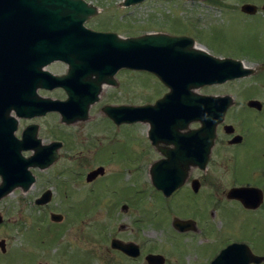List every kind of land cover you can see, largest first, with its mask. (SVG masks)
Returning <instances> with one entry per match:
<instances>
[{"label":"water","instance_id":"obj_1","mask_svg":"<svg viewBox=\"0 0 264 264\" xmlns=\"http://www.w3.org/2000/svg\"><path fill=\"white\" fill-rule=\"evenodd\" d=\"M144 1L124 0V5ZM257 9L252 4L243 6L246 12ZM97 12V7L86 0H0V57L3 56V72L0 71V200L16 188L28 191L36 180L31 168L44 169L52 165L59 158L61 146L60 142L42 145L37 138V124L28 125L22 138H17L15 131L19 121L11 112L32 118L58 111L67 123L86 120L90 105L100 99L104 84L115 85L114 76L123 67L149 71L170 90L154 104L106 105L105 113L118 124L149 121L152 138L165 132L172 135V131H176L175 137L180 135L182 138L184 135L178 134L177 129L187 128L191 120H198L202 123L198 134L212 135L211 143H207L210 152L216 126L223 121L228 104L223 98L205 97L192 90L208 82L233 77L236 71L225 66L231 60L210 55L195 46V40L189 36L149 32L122 37L116 32L96 31L85 26ZM56 60L69 65L65 75H53L43 69ZM57 86L66 89L67 100L47 98L38 93L40 87ZM179 145L180 150L187 147ZM31 148L35 153L25 156L23 152ZM103 172L104 168L99 167L88 174L87 180L91 181ZM181 182L157 179L155 184L168 195ZM236 191L233 190L231 195L235 196ZM51 197V191L47 190L36 203L46 204ZM51 219L61 222L63 215L52 213ZM193 224L194 220H174L180 231ZM111 245L131 256L140 254L139 246L133 242L114 238ZM240 246L237 243L227 246L214 263L238 264L231 257L238 256ZM0 248L6 252L5 239L0 240ZM251 255L257 261L264 259ZM157 256H149L150 264H155Z\"/></svg>","mask_w":264,"mask_h":264},{"label":"flooded vegetation","instance_id":"obj_2","mask_svg":"<svg viewBox=\"0 0 264 264\" xmlns=\"http://www.w3.org/2000/svg\"><path fill=\"white\" fill-rule=\"evenodd\" d=\"M189 3L206 5L207 19L213 22L222 20L214 24L211 22L207 26L206 29L210 30L211 37L204 40L206 46L204 50L217 58L230 59L231 62L225 65L226 68L236 71L233 77L214 83H205L200 88H193L192 91L205 97L223 98L228 106L223 121L216 126L213 145L209 153L207 143H211L212 135L211 133L198 134L202 126L198 120H191L187 128L177 129L178 134L184 135L182 138L180 135L175 137L174 132L176 131H172V135L165 132L152 138L149 121L135 122L148 125L142 137L145 146L142 148L141 154L138 155L139 157L134 159L126 155L125 162L134 163L141 160L139 186L142 189V194L131 196L129 193H122L123 195L118 197L119 201H115L113 208L121 206L120 210L127 213L131 206H134L136 210L143 211L142 222L160 223L163 218L167 221L173 213L172 227H152L153 230H166L171 245L163 246L157 241L151 243V240L145 238L134 241L131 237L129 240L113 237L110 246L122 257L120 261L115 262L120 264H150L149 256L151 254L158 255L155 257V264H215L214 260L223 249L237 243L241 245L238 256L231 258L238 264H264V259L257 261L251 255L252 253L264 257V251H259V247L264 250V32L249 30L252 28V20L262 18L264 15V1L190 0ZM246 4L256 5L258 9L246 12L243 10V6ZM123 6L129 8L124 3ZM225 23H227L226 26L222 25ZM223 28H235L239 32H245L242 38L246 37V40H250L251 45L238 47L237 50L240 51V54L237 55L218 53L214 50V46L219 44L220 34L218 36V33ZM171 35L189 36L195 40L196 46L199 45L195 36L186 33ZM56 64H63L67 68L62 72H56L51 68ZM0 65V71L3 72V56L0 57ZM68 68L69 65L61 60L53 61L43 67L44 70L57 76L65 75ZM126 70L132 69L123 67L116 72L114 76L116 84L113 86L118 84L116 75L121 71L126 72ZM143 72L156 77L159 84L166 88L165 93L170 90L155 74L148 71ZM56 90H62L64 93L56 98L50 97L48 92ZM38 93L43 97L62 101L69 98L66 89L62 86L51 89L40 87ZM93 104L90 105V108ZM50 113L59 115L61 121L67 125L75 123L63 121L62 114L58 111H51L32 118L19 117L15 111H12L11 115L19 121L15 136L22 138L28 125L37 124V138L41 140L42 145H49L53 142L61 143L58 149L60 157V149L63 146H68V139L63 136L49 140L47 130L44 134L43 128L36 121L44 119ZM105 114L115 126L132 124L128 122L118 124L107 113ZM20 125L23 126L22 129ZM116 133L118 132H114L113 136L117 135ZM96 141L95 143L99 147H96L92 159L99 163V166L87 172L85 176L86 182L93 187L100 180L111 176L106 173L103 163L115 164L114 157L117 154L106 145H102L100 139H96ZM179 143L181 147L187 146L188 148L183 147L180 150ZM34 153V148L24 151L26 156H31ZM99 167H103L104 172L88 181V174ZM47 168L33 167L31 169L45 170ZM79 173L81 174V172ZM157 179L173 183L182 182L167 195L163 189L156 186ZM137 183L135 182L134 186H137ZM233 190H237L235 196L231 195ZM149 192L152 193V196L147 198L146 194ZM51 193L53 197V192L51 191ZM212 206L220 211V216L224 221L221 227H229L228 230L215 231L214 228L211 230L213 225L209 221L207 222V218L208 214L209 217L211 216ZM179 209L183 210L181 215L176 213ZM236 213L239 216L238 220H235ZM175 218L194 220L195 224L185 231H180L174 225ZM233 227L235 228L233 229ZM121 228L125 229L127 226H121ZM138 228L142 231L145 229V227ZM214 234H216V238L212 237ZM114 238L126 243L137 244L140 254L131 256L120 249L113 248L111 243ZM187 238L190 239V243L186 242ZM217 242H220L222 246L213 250L211 246L212 244L219 245Z\"/></svg>","mask_w":264,"mask_h":264},{"label":"rangeland","instance_id":"obj_3","mask_svg":"<svg viewBox=\"0 0 264 264\" xmlns=\"http://www.w3.org/2000/svg\"><path fill=\"white\" fill-rule=\"evenodd\" d=\"M87 1L98 9L97 14L86 23L93 29L114 31L124 37L148 32L186 33L195 36L198 47L202 49L206 48L204 40L211 37L210 30L206 28L213 21L207 19L204 4L189 3L190 0H147L126 8L124 0ZM221 21H214L213 24ZM249 30L264 32V15L252 20ZM244 33L235 28H223L218 33L220 41L214 50L230 55L240 54L238 47L251 45L250 40L242 38ZM51 68L62 72L67 67L56 64ZM116 79V86L104 84L100 99L91 106L87 120L67 125L59 115L52 113L36 120L44 134L47 130L49 140L65 136L69 143L60 149V157L49 168L32 170L36 182L28 191L16 188L0 200L3 216L0 240L6 241V252L0 248V264H120L115 262L122 257L110 246L113 237L123 240L131 237L134 241L145 238L151 243L157 241L163 246L171 245L166 230H153L152 227H172L173 213L167 221L163 218L160 223L142 222L143 211L136 210L134 206L127 213L120 210L121 206L113 208L122 193L131 196L142 194L139 186L141 160L125 162V157H139L145 146L142 137L148 125L132 123L115 126L103 111L107 104L154 103L156 98L165 95L166 88L159 84L156 77L143 71H121ZM63 93L62 90L48 92L52 98ZM20 128L23 126L20 125ZM114 132H118L117 135L113 136ZM96 139L117 154L115 164L103 163L106 173L111 176L93 187L86 182L85 176L99 166L92 159L96 147H99ZM135 182H138L137 186H134ZM47 189L53 192L51 201L42 206L36 204L35 200ZM146 195L148 198L152 193ZM211 209V216L208 214L207 218V222L213 225L211 230H228L229 227H221L224 221L220 211L214 206ZM182 211L179 209L176 213L181 215ZM51 213L63 215V220L52 221ZM235 215V220H238L239 216ZM138 227L145 229L142 231ZM213 236L216 238V234ZM186 242L190 243V239L187 238ZM217 243L219 245L212 244L213 250L222 246ZM259 251L264 250L259 247Z\"/></svg>","mask_w":264,"mask_h":264}]
</instances>
